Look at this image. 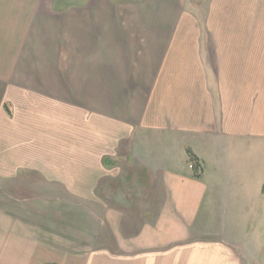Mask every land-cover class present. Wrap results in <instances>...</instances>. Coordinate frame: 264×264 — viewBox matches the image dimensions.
<instances>
[{"label":"crops","instance_id":"obj_1","mask_svg":"<svg viewBox=\"0 0 264 264\" xmlns=\"http://www.w3.org/2000/svg\"><path fill=\"white\" fill-rule=\"evenodd\" d=\"M13 1L0 155L15 169L0 175L87 170L99 188L106 169L136 168L152 223L178 235L150 264H264V40L212 14L187 22L186 0Z\"/></svg>","mask_w":264,"mask_h":264},{"label":"rangeland","instance_id":"obj_2","mask_svg":"<svg viewBox=\"0 0 264 264\" xmlns=\"http://www.w3.org/2000/svg\"><path fill=\"white\" fill-rule=\"evenodd\" d=\"M23 2L32 7L31 0L16 3L24 7ZM186 11L187 22H195L194 16L205 24L212 14L213 22L247 25L243 38L264 40V0H186ZM6 162L0 155V172H14ZM21 171L25 174L0 175V264H150L147 259L178 247L170 240L178 235H161L159 224L152 223L136 168L106 169L97 178L99 188L90 184L87 170L72 176ZM64 179L74 182L64 185ZM103 186L110 190L99 191ZM259 235L264 241V232Z\"/></svg>","mask_w":264,"mask_h":264},{"label":"trees","instance_id":"obj_3","mask_svg":"<svg viewBox=\"0 0 264 264\" xmlns=\"http://www.w3.org/2000/svg\"><path fill=\"white\" fill-rule=\"evenodd\" d=\"M189 159L190 162L193 164V169H194V176L200 178L202 174V167L199 164L198 160L196 159L195 155L189 151ZM108 162V159H106V163Z\"/></svg>","mask_w":264,"mask_h":264}]
</instances>
